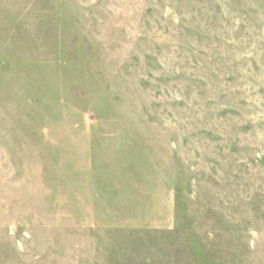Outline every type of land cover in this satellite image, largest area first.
Returning a JSON list of instances; mask_svg holds the SVG:
<instances>
[{
  "label": "rangeland",
  "instance_id": "1",
  "mask_svg": "<svg viewBox=\"0 0 264 264\" xmlns=\"http://www.w3.org/2000/svg\"><path fill=\"white\" fill-rule=\"evenodd\" d=\"M0 264H264V0H0Z\"/></svg>",
  "mask_w": 264,
  "mask_h": 264
}]
</instances>
